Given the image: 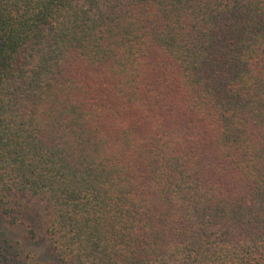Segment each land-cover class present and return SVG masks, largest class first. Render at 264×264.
Listing matches in <instances>:
<instances>
[{"label": "trees", "instance_id": "1", "mask_svg": "<svg viewBox=\"0 0 264 264\" xmlns=\"http://www.w3.org/2000/svg\"><path fill=\"white\" fill-rule=\"evenodd\" d=\"M0 264H264V0H0Z\"/></svg>", "mask_w": 264, "mask_h": 264}, {"label": "rangeland", "instance_id": "2", "mask_svg": "<svg viewBox=\"0 0 264 264\" xmlns=\"http://www.w3.org/2000/svg\"><path fill=\"white\" fill-rule=\"evenodd\" d=\"M41 259H43V258H41ZM45 261H47L46 259H44Z\"/></svg>", "mask_w": 264, "mask_h": 264}]
</instances>
